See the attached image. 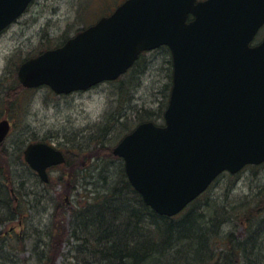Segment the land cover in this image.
Returning a JSON list of instances; mask_svg holds the SVG:
<instances>
[{
	"label": "water",
	"instance_id": "obj_1",
	"mask_svg": "<svg viewBox=\"0 0 264 264\" xmlns=\"http://www.w3.org/2000/svg\"><path fill=\"white\" fill-rule=\"evenodd\" d=\"M32 0H0V32ZM189 17H191L189 19ZM264 0H125L63 45L24 60L17 80L56 94L117 79L139 55L161 45L172 58L163 124H138L113 148L145 204L174 216L223 171L264 162ZM10 129L0 120V145ZM25 162L48 181L65 161L46 142L29 143Z\"/></svg>",
	"mask_w": 264,
	"mask_h": 264
},
{
	"label": "trees",
	"instance_id": "obj_2",
	"mask_svg": "<svg viewBox=\"0 0 264 264\" xmlns=\"http://www.w3.org/2000/svg\"><path fill=\"white\" fill-rule=\"evenodd\" d=\"M117 1L103 5L100 14H108ZM83 22L82 24H89L87 21ZM82 28H77L76 32ZM68 37L70 36L64 34L54 47L62 45ZM49 48L47 42L36 54ZM160 48L168 50L164 46ZM35 55H27L19 60V64ZM144 64L146 62L142 53L125 74L111 83L121 85L119 87L121 89L124 80L128 82L137 71L141 73L144 70ZM169 64L171 65L170 52ZM168 78L158 110L144 108L129 112L126 107L121 106V111L116 110L118 112L116 116V113H111L105 125L99 126L88 136L87 141H93L95 146L87 150L86 156L88 158L90 155L102 156L93 157L88 166L82 167L84 175L76 176L77 173L73 169L80 159L79 155L86 152L83 146L59 143L61 146H58L63 147L61 150L65 152V162L52 169L65 167L68 171L67 176L72 175L70 180L75 187V181L79 177L89 178L85 180L82 198L66 210L67 223L64 221V214L56 206L51 213L50 222L36 229L31 223L37 211L30 207L28 201L22 202L24 195H21L19 190L16 189L15 194H11L9 187L11 182L7 179L12 178V169L7 167L6 159L2 160L0 264H264V192L261 191L263 188L255 189L250 197L245 196L237 203L228 204L227 196H224L223 200L220 196L209 197V192L218 177L205 192L177 215L172 217L160 215L146 205L141 195L132 187L123 163L122 165L114 163L115 158L110 155L112 148L104 149L102 140L110 134L112 125L122 118L123 135L132 131L138 123L144 121L156 123V117L163 120L171 87L170 73ZM27 90L30 89H25L16 81L14 86H9L1 93L0 104L10 111L6 113L8 116L10 114V117H13V112L17 113L23 108L19 97ZM120 93L125 97L129 94L128 89L121 90ZM134 113L133 123L126 124V118L131 120ZM36 139L35 134H32L31 138H25L24 141L34 142ZM40 141H45V138ZM23 149L24 147H19L17 151L20 159L23 157ZM2 154H5L3 144L0 146V156ZM103 154L106 155L108 162L102 161L101 166L98 158L104 160ZM81 160L86 161V158L83 157ZM97 164L98 167L95 168ZM262 166L264 164L253 166L254 173L256 174ZM227 175L237 178L228 173ZM93 181L101 184L103 188L97 190L96 187H92ZM50 183V178L48 183L42 182L43 190H47L45 187H49ZM14 195L18 197L17 202ZM43 209L45 207L41 210ZM230 224L243 228L240 238L235 228L221 234L223 226ZM15 226L19 230H16ZM23 251L27 252V255L20 257Z\"/></svg>",
	"mask_w": 264,
	"mask_h": 264
},
{
	"label": "rangeland",
	"instance_id": "obj_3",
	"mask_svg": "<svg viewBox=\"0 0 264 264\" xmlns=\"http://www.w3.org/2000/svg\"><path fill=\"white\" fill-rule=\"evenodd\" d=\"M119 1L121 0L117 2ZM113 2L114 0H34L17 21L0 34V95L9 86L15 85L16 67L20 59L27 55H35L47 42L50 48H53L64 34L72 36L77 28L88 25L82 24L83 21L93 23L103 15L100 14L103 5ZM144 57L146 62L144 70L141 73L137 71L128 82L124 80L121 89L119 88L121 85L117 86V83L113 84L110 81L86 91L67 95H56L47 86L30 89L20 95L19 102L23 108L17 113L13 112V117H10V114L8 116L6 114L8 110L0 104V119L6 114L12 123L10 133L3 143L5 154L0 156V167L2 160L6 159L7 167L12 169V178L7 179L11 182L9 184L11 194H15L16 189L19 190L20 194L24 195L22 202L28 201L30 207L37 211L31 223L36 229L50 222L51 213L56 206L64 214V221L67 223L66 210L82 198L85 180L89 178L79 177L77 181L73 180L75 187L70 180L72 175L69 174L68 177L67 169L60 166L49 170L51 185L45 187L47 190H43L42 182L27 166L23 157L18 158V148L25 147L30 139L26 141L24 139L31 138L32 134H35L37 141L45 138V142L60 149L63 147H60L59 143L62 145L71 143L75 146L81 144L86 152L79 155L80 159L73 169L77 171L80 168V172H83L82 167L88 166L93 157L102 156L90 155L89 158L86 156V149L95 146L93 141H87L88 136L99 126L105 125L111 113H116V116L118 114L116 110L121 111V106L126 107L129 112L144 108L158 110L161 107L163 91L166 90L168 75L171 74L169 51L166 48H157L145 52ZM124 89L125 91L128 89L129 94L126 97L120 95V91ZM135 113L131 120L126 118V124L133 123ZM156 118V123L162 122L161 118ZM123 121L124 118L112 125L110 134L103 140L104 149L113 148L123 137ZM101 147L102 145L99 150ZM83 157L86 161L81 160ZM103 157H105L103 161L108 162L106 155L103 154ZM114 158L115 164L122 165L123 161L120 158L116 156ZM254 170L253 166L246 167L233 175L237 177L236 179L223 173L211 188L209 197L220 196L223 200L224 196H227L228 204H231L239 202L245 196L250 197L255 189L263 188L261 191L264 192V166L260 167L256 174ZM14 197L17 202L18 197L16 195ZM43 207L45 209L41 210ZM233 228L240 238L243 228L235 227L234 224L223 226L221 234ZM15 229L19 230L18 227Z\"/></svg>",
	"mask_w": 264,
	"mask_h": 264
},
{
	"label": "bare ground",
	"instance_id": "obj_4",
	"mask_svg": "<svg viewBox=\"0 0 264 264\" xmlns=\"http://www.w3.org/2000/svg\"><path fill=\"white\" fill-rule=\"evenodd\" d=\"M103 141V140H102ZM104 145V144H103ZM84 149V148H83ZM85 150V149H84ZM86 150H89V149H86ZM64 152V151H63ZM64 154H65V152H64ZM113 153L111 152V154L110 155H112ZM114 155V154H113ZM112 155V156H113ZM99 159V164H101L102 163V161H103V159L102 158H98ZM103 164V163H102ZM102 164H101V166H102ZM98 167V164L95 166V168H97ZM99 170V169H98ZM76 173L78 174V175H84L83 173L84 172H80V169L79 170H77L76 171ZM93 183L94 184H92V187H96V189L98 190V189H102L101 188V184H99V183H95V181H93ZM193 201V200H192ZM191 201V202H192ZM56 206V205H55ZM8 250H10V246H8ZM24 253V251L22 252V253H20V257H22V256H26L27 255V252H25L26 254H23Z\"/></svg>",
	"mask_w": 264,
	"mask_h": 264
},
{
	"label": "flooded vegetation",
	"instance_id": "obj_5",
	"mask_svg": "<svg viewBox=\"0 0 264 264\" xmlns=\"http://www.w3.org/2000/svg\"><path fill=\"white\" fill-rule=\"evenodd\" d=\"M263 36H264V25L258 30V32L254 36L253 41H252L251 44L255 45V44L259 43L263 39ZM10 123H11V121H10Z\"/></svg>",
	"mask_w": 264,
	"mask_h": 264
}]
</instances>
